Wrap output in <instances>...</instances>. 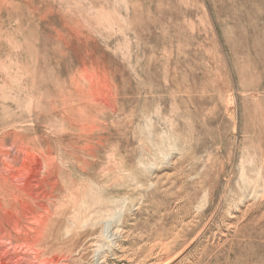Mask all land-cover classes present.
Listing matches in <instances>:
<instances>
[{"label":"rangeland","instance_id":"374dc122","mask_svg":"<svg viewBox=\"0 0 264 264\" xmlns=\"http://www.w3.org/2000/svg\"><path fill=\"white\" fill-rule=\"evenodd\" d=\"M163 261L264 264V0H0V264Z\"/></svg>","mask_w":264,"mask_h":264},{"label":"bare ground","instance_id":"6f19581e","mask_svg":"<svg viewBox=\"0 0 264 264\" xmlns=\"http://www.w3.org/2000/svg\"><path fill=\"white\" fill-rule=\"evenodd\" d=\"M100 219V218H99ZM102 223V222H101ZM104 226V225H103ZM101 237V236H100ZM168 253V252H167ZM167 255V254H166ZM165 257V255H163V256H161L160 258H159V260L158 261H162L163 260V258ZM158 259V258H157ZM142 262V261H141ZM164 262V264H165V261H163Z\"/></svg>","mask_w":264,"mask_h":264}]
</instances>
